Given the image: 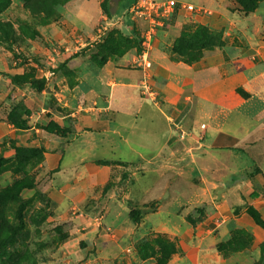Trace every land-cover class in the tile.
<instances>
[{"label":"rangeland","instance_id":"374dc122","mask_svg":"<svg viewBox=\"0 0 264 264\" xmlns=\"http://www.w3.org/2000/svg\"><path fill=\"white\" fill-rule=\"evenodd\" d=\"M40 1L45 0H0V264H201L205 259L200 255L201 239H217L221 220L215 213L219 206H239L241 211L246 209L252 218H257L241 192L245 189L243 186L228 192L227 201L223 197L225 188L235 184L231 173L225 170L229 177L226 179L221 173L224 170H220L221 162L225 158L213 156L201 162L199 156L190 158L191 153L188 157L184 153L176 156L174 165L169 164L173 161L168 158L164 161L166 164H159L158 168L153 166L154 172L149 171L151 166L142 159L131 164L129 161L120 162L127 168L123 180L118 185L106 186L103 193H97L85 204H80L74 202L75 196L72 197L71 181L56 176L57 170L46 167L47 140L43 134L47 132L62 138L76 136L75 119H78L76 123L88 116L103 120L106 114L95 113L105 103L111 105V87L102 83L103 79L107 81L105 67L110 60H115L116 64L124 60L122 65L113 69L115 75L127 74L140 82V91L133 93L131 103L136 105L144 100L150 106L135 121L129 115H117L118 109L111 108L112 113L106 115L107 121L127 126L134 123L127 132L128 147L138 149L141 155L145 154L139 148L141 143L159 144L166 133V123L158 114V108L165 101L156 94L157 85L150 81L154 67L152 65L148 71L144 69L142 54L148 51L153 61L155 46L170 44L179 55L187 54V61H197L202 43L222 42L220 33L195 23L197 17L209 12L192 2L202 9L199 13L181 10L174 14V18L156 19V23H152L150 19L140 18L127 10L110 32L107 31V21L102 20L101 30H95L94 36L71 37V44L65 42L63 45L41 34V24L47 25L58 19L56 12H47L46 3L41 5ZM241 1L244 10L248 8V11L255 10L259 4V0ZM123 20L128 23L121 24ZM169 20L185 24L172 32L165 25ZM189 44L190 49L185 48ZM70 62L80 65L78 68L83 74H92L97 79L99 83L94 80L92 88L104 89L101 99L87 97V89H82L84 93L80 91L81 95L67 101L68 104L55 96L54 90L60 91L58 76L67 78L72 86L77 84L73 80L75 72L69 67ZM81 80L79 83L83 88ZM70 110L77 111L76 118L70 116L61 120V116ZM80 125L91 124L85 121ZM95 138V135L91 136L90 141L94 142ZM129 148L127 156L133 157ZM162 156L167 157L166 154ZM172 165L178 170L171 168ZM164 167L166 170H162ZM139 168L142 180L138 182L152 183L153 188L148 191V196L138 197L136 201L128 193V210H121L122 218L125 221L129 216L133 222L127 226L122 221H115L107 228V218H104L107 195L101 194H107L111 188L124 190L130 187L134 191L136 180L133 173ZM242 173L240 178L245 182L246 170ZM168 189H175L177 193L171 195ZM118 196L113 200L119 199ZM116 204L118 202L114 201L111 205ZM179 207L190 208L186 217L192 227L187 234H183L186 232L183 228H170L174 232L168 234L171 231L153 229L149 222L142 220L143 215L159 208L178 212L175 209ZM91 210L98 221H91L84 215L82 218L90 222L89 225L79 224L77 216ZM198 223H202L204 230L197 229ZM120 232L128 234V238L114 237ZM100 234L105 238L101 239ZM181 236L194 242L192 246L196 248L186 252L182 242L189 245L190 240ZM252 238L246 229H234L228 245L220 244L217 248L220 252H235V264L264 263V258L253 260L255 247ZM261 251L264 252V243Z\"/></svg>","mask_w":264,"mask_h":264},{"label":"crops","instance_id":"0c3cea01","mask_svg":"<svg viewBox=\"0 0 264 264\" xmlns=\"http://www.w3.org/2000/svg\"><path fill=\"white\" fill-rule=\"evenodd\" d=\"M175 1L180 4L196 2L205 7L209 13L197 17L195 23L220 33L222 42L210 47L201 46L199 59L195 62L187 61V56L178 55L170 44H158L153 49L154 59L151 61L154 68L150 81L157 85L156 94L165 101L163 106L158 108V114L166 123V133L161 142L141 143L139 148L145 151V154L141 155L138 149L128 147L127 132L133 128L134 123L128 126L123 123H108L106 115L107 112L112 113L111 108L118 109L117 115L126 114L136 120V117L142 115L150 106L144 100L136 105L131 103L130 97L140 91V82L127 74L115 75L113 69L122 65L124 60L119 64L110 60L105 67L107 81L103 79L102 83L111 87V105L105 103L98 109V113H95L106 114L105 118L99 120L97 116H88L86 120L77 123L78 119H75L74 131L78 133L76 136L62 138L45 132V165L50 170H57L56 176L70 180L74 202L85 204L97 193H103L106 186L118 185L123 180L127 168L119 164L120 162L129 161L131 164L142 159L151 166L149 171L154 172L156 169H153V166L158 168L159 164H166L164 161L168 158L173 161L169 164L174 165L176 156L184 153H187V157L191 153L190 158L199 156L201 162L208 157H223L226 160L221 162L220 170L224 169L221 173H224L225 179L229 178L226 172L231 173V179L235 183L225 188L223 197H226L227 201L229 193L237 186H243V196L247 197L253 212L264 222V0H259L258 7L251 11L244 10L240 0ZM134 2L135 0H65L55 8V17L58 20L47 25L41 24L40 32L47 39L53 38L63 45L65 42H72L71 37L94 36L95 30H101L99 26L102 20L107 21V31L110 32L115 22L124 18L125 12ZM170 21L165 25L172 32L174 29L180 30L185 24ZM124 23L128 22L123 20L121 24ZM69 67L75 72L73 80L77 84L72 86L67 78L58 76L60 91L54 90L55 96L68 104L67 101L81 95L80 91L84 93L82 89H87V97L93 100L101 99L104 89L100 91L92 88L97 79L92 74L80 72V65L75 62H70ZM80 79L83 88L79 83ZM70 116L76 118L77 111H66L60 119L65 120ZM148 120L153 123L151 117H148ZM85 121L91 125L81 126L80 122ZM93 135L96 136L94 142L90 141ZM128 148L133 157L127 156ZM165 154L166 159L162 156ZM173 165L171 168L178 170ZM162 170H166V167ZM244 170L247 173L246 177L243 176L246 178L245 182L240 178ZM139 174L140 168L133 173V179L136 180L134 191L130 187L124 190L111 188L107 194H101L107 195V210L104 216L107 218V228L115 221H122L127 226L132 221L129 216L123 221V211L121 212L128 210V193L135 198L134 201L138 197L149 195L148 191L154 185L145 181L139 183L138 180H142ZM168 190L171 195L177 193L175 189ZM115 196L119 199L113 200ZM114 201H117L118 205H111ZM179 209L180 207L175 209L177 212L159 208L151 214L143 215L142 220L149 222L148 225L153 229L160 228V231L165 230L166 233L171 231L168 234L174 232L170 228H183L186 231L183 234H187L192 227L186 217L190 208ZM240 211L239 206L237 208L235 205L219 206L215 213L216 218L221 220V224H218L217 239H201L200 255L205 258L201 264H235V252H220L217 248L220 244L228 245L234 229H246L252 234L254 261L264 258V252L261 251L264 228L246 209ZM93 213L92 210L81 212L77 221L81 225H89L90 222L82 218L84 215L89 216L91 221H98L93 217ZM197 229L204 230L202 223L197 224ZM115 236L128 238V234L123 232ZM99 237L105 238L103 234ZM107 238L110 239L108 234ZM182 238L190 240L187 237ZM193 243L190 240L188 245L183 241L182 247L186 252L190 251L195 247L192 246ZM230 253L231 256L228 255Z\"/></svg>","mask_w":264,"mask_h":264},{"label":"built area","instance_id":"2783aa9c","mask_svg":"<svg viewBox=\"0 0 264 264\" xmlns=\"http://www.w3.org/2000/svg\"><path fill=\"white\" fill-rule=\"evenodd\" d=\"M181 10L197 14L202 9H198L192 4H180L175 0H135L128 12L156 23V19L171 18L177 11ZM142 61L146 71L152 68V61L148 51L142 54Z\"/></svg>","mask_w":264,"mask_h":264},{"label":"trees","instance_id":"16d2710c","mask_svg":"<svg viewBox=\"0 0 264 264\" xmlns=\"http://www.w3.org/2000/svg\"><path fill=\"white\" fill-rule=\"evenodd\" d=\"M65 0H45L44 2H41L40 1V4L41 5H43L44 3H46V8H47V12H51V11H53V12H55V8H56V6H58V5H60V4H62L63 2H64ZM28 2H31V0H28ZM33 2V1H32ZM240 3L242 4V5H244L243 3H242V1L240 0ZM105 6V3L103 4V7ZM28 7V6H27ZM246 11H248V8H247V10ZM250 11V10H249ZM48 15V14H47ZM212 45H214V44H210V43H207V41H205L204 43H202L201 45H200V48H201V46H207V47H210V46H212ZM185 48H188V49H190V44L188 45V46H186ZM185 48H183L184 50H186ZM188 51H190V50H188ZM176 52V51H175ZM187 51H185V53H186ZM178 54V53H177ZM179 55V54H178ZM181 56V55H180ZM183 56H187L188 57V55L187 54H183ZM189 61V60H188ZM259 225H261L263 228H264V222L257 216V218H256V220H255Z\"/></svg>","mask_w":264,"mask_h":264}]
</instances>
